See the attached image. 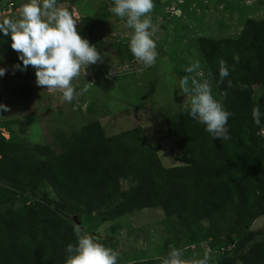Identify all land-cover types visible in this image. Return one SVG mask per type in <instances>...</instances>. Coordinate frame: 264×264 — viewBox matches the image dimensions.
<instances>
[{"label":"trees","instance_id":"obj_1","mask_svg":"<svg viewBox=\"0 0 264 264\" xmlns=\"http://www.w3.org/2000/svg\"><path fill=\"white\" fill-rule=\"evenodd\" d=\"M100 16L86 21L93 27ZM9 43L0 41V57L11 74L18 61ZM198 46L213 95L231 114L230 139H212L185 109L169 114L166 136L175 140L182 164L166 168L142 127L108 136L93 121L58 133L53 144L1 136L0 264H64L66 245L76 243L75 217L94 235L100 225L143 209L164 213L158 245L151 253L117 252V264H161L169 246L186 258L205 246L209 264H264V231L252 229L264 217V137L258 135L264 127V19H247L236 38H199ZM221 60L229 70L223 82ZM13 76L26 79L27 72ZM254 107L261 111L259 126ZM4 125L9 133L14 126L27 132L20 119ZM112 241L96 240L111 249Z\"/></svg>","mask_w":264,"mask_h":264},{"label":"rangeland","instance_id":"obj_2","mask_svg":"<svg viewBox=\"0 0 264 264\" xmlns=\"http://www.w3.org/2000/svg\"><path fill=\"white\" fill-rule=\"evenodd\" d=\"M9 1L0 0V7ZM13 1L16 8L11 14L1 13L0 20L17 19V9L27 2ZM153 4L150 15L157 31L152 38L158 56L153 66L145 67L128 50L131 29L125 26L126 20L109 11L113 6L110 0H58V6L75 11L80 22L79 34L96 45L103 62L81 72L74 81L76 88H82L87 82L92 84L71 103L62 101L59 91L50 93L37 88L31 67L26 79L6 73L0 78V104L7 108V111L0 110V137L53 144L58 133L68 135L93 121H99L108 136L142 127L153 145L160 148L159 157L166 168L181 165L175 140L166 136L165 120L187 105L178 81L186 75L184 68L189 62L199 60L205 78L210 81L211 73L198 39L236 38L247 19H264V0H153ZM97 14L101 16L92 27L86 19H94ZM0 67L9 69L5 63ZM109 71L113 76L106 79ZM11 118L22 120L27 132L21 134L18 126L7 132L4 123ZM124 186L128 189L130 183ZM164 217L159 209H143L100 225L94 236L96 240L111 237L115 252L134 248L151 253V248L158 245V223ZM79 223L89 231L84 220ZM252 229L264 231V217ZM200 250L190 258L182 255V259L186 264L192 263L198 255L207 252L205 246H200Z\"/></svg>","mask_w":264,"mask_h":264},{"label":"clouds","instance_id":"obj_3","mask_svg":"<svg viewBox=\"0 0 264 264\" xmlns=\"http://www.w3.org/2000/svg\"><path fill=\"white\" fill-rule=\"evenodd\" d=\"M113 5L109 11L116 17L126 20V27L131 29L128 50L132 57L151 67L155 64L158 52L153 35L157 26L152 23L151 13L153 0H110ZM17 19L5 17L0 20V41L9 43V47L17 54V63L11 65V74L17 71L26 73L31 67L34 70L35 86L47 92L61 93L64 102L71 103L86 93L89 84L85 83L77 89L74 81L86 72V69L98 62H103L96 45L82 38L77 30L76 13L58 6V0H27L18 9ZM4 57H0V64ZM9 69L0 67V78ZM186 75L178 81V88L186 97L185 110L197 124L203 125L204 131L212 139L227 141L230 139L227 122L230 113L223 103L213 95L210 81L205 78L199 60L189 62L184 68ZM220 81L229 76L226 62H219ZM109 71L106 79H111ZM231 82L229 81V85ZM184 104V103H183ZM0 110L7 111L4 104ZM253 123L261 124L259 107L252 109ZM258 135L264 137V127H260ZM73 232L76 243L66 245L64 264H117L118 253L111 248L97 243L94 235L84 232L80 225L74 224ZM182 250L169 246L161 264H186L182 259ZM207 252L192 264H209Z\"/></svg>","mask_w":264,"mask_h":264},{"label":"built area","instance_id":"obj_4","mask_svg":"<svg viewBox=\"0 0 264 264\" xmlns=\"http://www.w3.org/2000/svg\"><path fill=\"white\" fill-rule=\"evenodd\" d=\"M70 1H76V0H70ZM14 9V4L13 3H7L5 7H0V14H11Z\"/></svg>","mask_w":264,"mask_h":264},{"label":"water","instance_id":"obj_5","mask_svg":"<svg viewBox=\"0 0 264 264\" xmlns=\"http://www.w3.org/2000/svg\"><path fill=\"white\" fill-rule=\"evenodd\" d=\"M75 221L77 222L78 225L80 224L77 217H75Z\"/></svg>","mask_w":264,"mask_h":264}]
</instances>
